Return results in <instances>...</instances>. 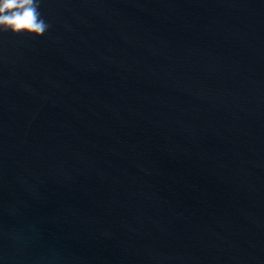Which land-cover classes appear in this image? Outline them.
I'll use <instances>...</instances> for the list:
<instances>
[{
    "label": "water",
    "instance_id": "1",
    "mask_svg": "<svg viewBox=\"0 0 264 264\" xmlns=\"http://www.w3.org/2000/svg\"><path fill=\"white\" fill-rule=\"evenodd\" d=\"M0 31V264H264V0H41Z\"/></svg>",
    "mask_w": 264,
    "mask_h": 264
},
{
    "label": "clouds",
    "instance_id": "2",
    "mask_svg": "<svg viewBox=\"0 0 264 264\" xmlns=\"http://www.w3.org/2000/svg\"><path fill=\"white\" fill-rule=\"evenodd\" d=\"M41 0H0V31L39 36L48 27L41 15Z\"/></svg>",
    "mask_w": 264,
    "mask_h": 264
}]
</instances>
